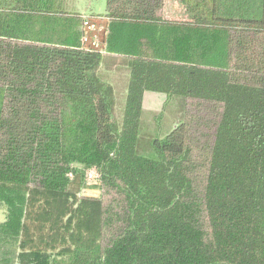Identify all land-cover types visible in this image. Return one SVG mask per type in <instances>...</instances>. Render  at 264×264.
<instances>
[{
    "label": "trees",
    "instance_id": "trees-1",
    "mask_svg": "<svg viewBox=\"0 0 264 264\" xmlns=\"http://www.w3.org/2000/svg\"><path fill=\"white\" fill-rule=\"evenodd\" d=\"M69 5L0 0V264H264V0Z\"/></svg>",
    "mask_w": 264,
    "mask_h": 264
},
{
    "label": "rangeland",
    "instance_id": "rangeland-1",
    "mask_svg": "<svg viewBox=\"0 0 264 264\" xmlns=\"http://www.w3.org/2000/svg\"><path fill=\"white\" fill-rule=\"evenodd\" d=\"M175 5L174 2H167L165 5V16L168 19H174L177 18L178 13L176 12L175 8L173 7ZM98 12L103 11V4H100L98 9ZM91 13H88V15ZM156 109H148L145 110L144 113L153 112ZM158 111L156 110L154 114H151L147 117H145V123H143L142 130L140 131V140H138V152L139 154L143 156H149L152 155L151 149H150V141L153 139V137L156 135V128L153 122V118L151 116H156ZM165 119H169V115L165 114L162 117V123L165 121ZM99 193V186L97 181V175L94 171H89L87 173L86 182L84 187L81 190V195L88 196V197H96ZM3 210L0 208V223L3 221Z\"/></svg>",
    "mask_w": 264,
    "mask_h": 264
},
{
    "label": "built area",
    "instance_id": "built-area-1",
    "mask_svg": "<svg viewBox=\"0 0 264 264\" xmlns=\"http://www.w3.org/2000/svg\"><path fill=\"white\" fill-rule=\"evenodd\" d=\"M81 44L89 51L105 54L108 20L101 16H83L81 20Z\"/></svg>",
    "mask_w": 264,
    "mask_h": 264
},
{
    "label": "crops",
    "instance_id": "crops-1",
    "mask_svg": "<svg viewBox=\"0 0 264 264\" xmlns=\"http://www.w3.org/2000/svg\"><path fill=\"white\" fill-rule=\"evenodd\" d=\"M68 3L70 4L69 7H71V9H74V11L79 13L82 17L83 16H90V15L102 16V14L104 12V7H105V0H68ZM100 4H103V11L96 13L98 11L97 9H98ZM88 13H91V14L88 15ZM160 101H157V99L152 98L146 102L145 108L142 110V114H141V118H140L139 133L142 130L141 128L143 126V123H145V120H144L145 117H147L151 114H154L156 111V110H154L153 112L144 113L145 110L156 109L159 106ZM151 117L153 118L154 115Z\"/></svg>",
    "mask_w": 264,
    "mask_h": 264
}]
</instances>
